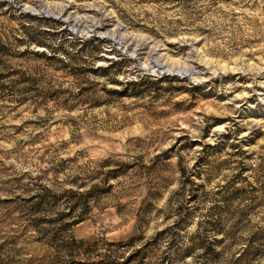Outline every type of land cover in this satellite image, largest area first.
<instances>
[{
    "label": "rangeland",
    "instance_id": "374dc122",
    "mask_svg": "<svg viewBox=\"0 0 264 264\" xmlns=\"http://www.w3.org/2000/svg\"><path fill=\"white\" fill-rule=\"evenodd\" d=\"M120 261L264 264V0H0V264Z\"/></svg>",
    "mask_w": 264,
    "mask_h": 264
},
{
    "label": "trees",
    "instance_id": "16d2710c",
    "mask_svg": "<svg viewBox=\"0 0 264 264\" xmlns=\"http://www.w3.org/2000/svg\"><path fill=\"white\" fill-rule=\"evenodd\" d=\"M109 262V261H108ZM119 264H125L123 261L118 262Z\"/></svg>",
    "mask_w": 264,
    "mask_h": 264
}]
</instances>
